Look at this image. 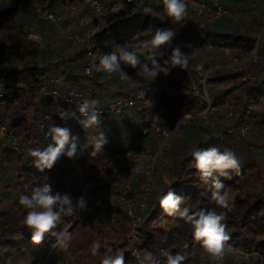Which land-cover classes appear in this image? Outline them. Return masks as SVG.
I'll list each match as a JSON object with an SVG mask.
<instances>
[{
  "label": "trees",
  "instance_id": "1",
  "mask_svg": "<svg viewBox=\"0 0 264 264\" xmlns=\"http://www.w3.org/2000/svg\"><path fill=\"white\" fill-rule=\"evenodd\" d=\"M29 1L0 0V122L18 144V150H13L9 144L11 135L0 139V264H101L105 249L102 247L93 256L89 246L101 242L104 228L111 233L105 242L124 254L125 264H136L133 250H147L158 256L162 249L182 252L188 257L184 264H197L199 251L205 250L194 240L191 224L167 216L159 205L158 196L167 192L169 184L171 191L184 197L182 207H187L190 214L201 209L226 211V231L231 236L228 249L246 254L248 259L252 257L255 264H264V32H260L264 0H220L231 15L204 22L202 26L198 25L201 18L193 6L199 0L185 1L189 15L179 23L164 13L163 0H99L103 13L95 12L67 30L84 35L92 48L103 54L112 50L113 40L137 43L151 39L157 28L176 30L171 46L192 43L200 48L199 64L204 68H211L214 63L222 65L212 68L206 76V91L214 113H218L215 107L228 103L229 125L202 124L198 114L206 103H199L190 83L191 79L197 81L195 72L188 75L177 67L167 76L159 73L147 82L137 75L139 68L122 64L136 84L146 89L143 98L115 73H85L83 66L88 57L84 45L72 44L49 20L38 19L32 10L24 9ZM75 1L83 0H52L48 9L58 13L59 2ZM142 5L151 10H143ZM64 22L61 19L60 24ZM30 31L40 34V40L28 38ZM171 46H164L155 54L161 66ZM254 48L255 56L250 57ZM135 51L141 63L151 67L152 54L143 48ZM228 52L241 62L230 65ZM209 57L213 58L210 62ZM50 79L56 81L50 83ZM46 82L62 91L88 92V100L98 101V106L115 98L132 99L133 104L101 119L100 128L108 141L101 152L92 156L94 147L88 145L82 151L78 149L75 158L61 156L52 169L41 172L35 168L29 152L51 143L50 137H43L37 126L43 111L41 86ZM196 87L202 91L201 85ZM160 107L162 117L158 120L159 130L151 140L152 152L176 122L178 131L167 137L154 161L152 178L157 182L153 189L146 192L142 189L147 180L144 172L132 173L129 193L145 203L142 209L138 206L132 209L138 217V239L129 240L125 234L131 219L119 201L123 188L119 179L109 173V167L115 165L122 171L132 165L129 159L125 162L115 159L127 157L131 143ZM186 116L189 118L184 119ZM53 121L61 126L64 120L54 112ZM240 125L249 128L247 140L236 139ZM64 127L79 137L81 147L91 142L89 132L98 131H85L72 119L65 121ZM212 147L231 150L241 161L240 175L224 180L234 197L230 210L218 208L212 202L209 187L199 180L194 168L192 150ZM44 183L51 185L53 194H67L72 201L73 214L64 217L72 225L67 249L54 248L55 239L51 236H45L38 245L33 244L30 232L23 225L26 209L19 204V196ZM108 192L111 198L107 197ZM81 200L83 208L78 206ZM87 224L95 230L92 239L86 233ZM77 235H82V239ZM184 244L188 245L187 249Z\"/></svg>",
  "mask_w": 264,
  "mask_h": 264
},
{
  "label": "clouds",
  "instance_id": "2",
  "mask_svg": "<svg viewBox=\"0 0 264 264\" xmlns=\"http://www.w3.org/2000/svg\"><path fill=\"white\" fill-rule=\"evenodd\" d=\"M164 13L175 23L185 20L188 15V8L185 0H163ZM177 35V31L169 28H157L151 35V39L141 40L137 43L111 42L112 50L98 57H93L89 74L92 70L105 73H119L121 79H128V74L122 68V64L133 69L139 68L137 75L143 81L154 80L159 73L167 76L174 68L188 71L191 68L203 65H195L193 61L200 53V48L192 43L183 46L176 44L171 46V42ZM171 46V51L163 61L161 66L156 60V53L162 47ZM143 48L152 54L151 67L146 63H141L140 57L135 49ZM98 61V63H97ZM98 101L85 99L75 111L59 108L57 113L61 120H75L85 131L98 129L89 132L91 142L82 147L78 136H73L67 127L52 125L48 128L46 135L50 137L51 143L44 148H33L29 154L33 157V164L41 172L50 170L58 162L61 156L66 155L69 159L76 157L79 150H83L88 145L94 147L92 156L102 151L103 146L108 142L104 131L100 128V111L96 108ZM191 156L194 160L199 180L207 185L211 191L212 202L221 209L230 210L231 201L234 197L230 194V189L226 187L224 180L232 179L233 175H240L241 161L231 150L221 151L217 147L201 149L194 148ZM168 185L166 193L162 192L158 196L159 205L169 217H176L191 224L193 238L209 254L213 261L223 260L227 242L231 236L227 233L226 211L201 209L191 213L187 207H182L184 197L175 194ZM19 204L26 209L23 218L24 227L31 234V242L40 244L45 236L55 239L53 247L56 249H67L70 246L72 233L69 231L71 222H66L64 217L73 214L72 201L67 194H53L52 187L48 183L32 187L30 193H23L19 196ZM78 206L83 208V201L78 202ZM63 224V227L60 225ZM59 229V230H58ZM104 248L101 264H125L124 254L119 249H114L107 242L101 244L99 241L93 242L89 246V252L96 256L100 249ZM187 249L188 245L183 246ZM132 255L136 264H184L188 257L182 252H170L162 249L156 254L144 250H133Z\"/></svg>",
  "mask_w": 264,
  "mask_h": 264
},
{
  "label": "built area",
  "instance_id": "3",
  "mask_svg": "<svg viewBox=\"0 0 264 264\" xmlns=\"http://www.w3.org/2000/svg\"><path fill=\"white\" fill-rule=\"evenodd\" d=\"M51 1L52 0H30L27 4L23 6V8L32 10L35 17L38 19L49 20L55 26L57 32L63 35L72 44H83L85 53L88 57L87 63L83 66V71L85 73H89L87 70L90 68L93 57H98L100 55H103V53L99 52L97 49H93L91 46V43L85 37L73 34L63 29V27H61V24H60L62 17L58 13L48 9V6ZM80 4L85 6L86 12L88 13H92V12L103 13V7L101 3L99 2V0H83L81 3L79 1L71 2V3H66V2L59 3V5H61L63 8H69V9H75ZM113 8L114 6L111 7V9ZM142 9L145 11L151 10L150 7L145 6V5H142ZM195 14L201 18L198 25L202 26L204 22L213 21L224 15L230 16L231 12L227 8L221 5L220 0H199ZM67 22L69 25H71L73 23V20L67 21ZM260 32H264V21H263V25H262ZM27 37L33 40H36V41L40 40V35L33 33V32L27 33ZM208 48L211 49L212 46L208 45ZM252 55L255 56V53H252L250 57ZM122 68L128 74L129 76L128 79H121L119 76V73H115V74L118 75L119 78L122 80V82L130 90L135 92L138 97L143 98L146 93V89L139 87L136 84V82L132 79V76L128 72V70L125 67H122ZM91 72H96V71L92 70ZM185 72L188 75L192 74L190 70L185 71ZM107 74H110V73H107ZM205 78H206V74H203L201 77H199V79H197L196 82H194L193 79L190 80L192 88L194 89L195 94L197 95V99H198L197 92L199 90L197 89L196 85H201L203 89H206ZM55 81L56 79L49 80L50 83L55 82ZM49 82L43 83L41 86L43 111L40 114L39 120L37 122L38 130L43 137H48L46 135V132L48 128L54 124V121H53L54 112H57L59 108L70 109L72 111H75L76 108L85 99L89 98L88 92L83 93L77 90L62 91V90H59L57 87L51 85ZM132 104H133L132 99L115 98L113 100L108 101L103 106L96 105V108L100 111L101 119H105L106 116H108L109 114L118 113L122 108L130 106ZM162 111H163V108L160 107L156 115L153 116V118L148 120L147 125L141 130L142 135H145L149 133L150 131L154 132V131L159 130L158 119L162 115ZM64 125H65V121L62 122L61 126L64 127ZM238 129L242 133L245 132V127L241 125L239 126ZM7 135L8 136L11 135V131L7 129L5 124L0 122V139L5 138ZM136 139H135V142L137 141ZM9 144L13 150H18V144L14 136L11 137ZM142 158L144 159H139V158L135 159L136 162L130 167V169L127 170L126 172L127 177L123 183L122 193L119 196V201L126 206L127 215L131 219L130 229L126 233V237L131 240L138 239V232L136 230V221L138 217L133 214L132 209L134 206H138L140 209H142L145 201L144 199L134 200L126 193L127 189L129 188L130 180H131V176H128V175L138 170H141L143 168L152 167L155 157L151 159V154L149 153L148 143L145 146V153L143 154ZM147 189L148 188H145L144 191L146 192ZM108 197L111 198L112 195L110 194ZM243 255H244L243 258L247 260L248 256L246 254H243Z\"/></svg>",
  "mask_w": 264,
  "mask_h": 264
},
{
  "label": "rangeland",
  "instance_id": "4",
  "mask_svg": "<svg viewBox=\"0 0 264 264\" xmlns=\"http://www.w3.org/2000/svg\"><path fill=\"white\" fill-rule=\"evenodd\" d=\"M198 2L199 1H197L196 3H193V6L195 7L194 9H197ZM59 6L61 8L58 7V9L60 10V12H58V14L65 21L64 25H61V27H63V29H65V30H69V31L71 29L75 28L74 26H76L77 23H81L82 20L90 18L91 16H93L92 14L95 13V12H92V13L86 12L85 6L82 5V4H80L75 9L63 8L61 5H59ZM71 20H73V23L71 25H69L67 21H71ZM30 32L36 33L35 31H30ZM84 32L87 33V28L84 30ZM71 33L84 37V35H81V34H79L76 31H73V32L71 31ZM36 34H38V33H36ZM258 34H260V33H258ZM38 35H40V34H38ZM228 53H229L228 56L231 58V62L229 63L230 65H237V64H239L241 62L237 57H233L230 52H228ZM252 53H255V52L252 51ZM252 56H254V55H252ZM201 59H202V54L199 53V55L196 57V59L193 61V63L195 65L199 66V65H201V64H199ZM212 59H213L212 57H209L207 61L210 62V60H212ZM221 66L222 65L214 63V65L211 68L194 67V68H191L189 70H190L191 73L195 72L198 75L197 79H199V77H201L203 74H206V76H207L210 73L212 68H220ZM201 89H202V91H198L197 92L198 93L199 103H202V102L206 103V106L198 114V117H200L202 119V121H201L202 124L203 123H205V124L221 123V124L229 125L230 122H231L230 121L231 117L229 115V109L230 108H228L229 107V105H227L228 103L222 104L221 107H215V109L218 111V113H214L213 112L214 105L211 103V100H210V98L208 96V93H207L206 89H203L202 86H201ZM226 110H228L227 113H226ZM161 117H162V115L159 117L158 120H160ZM188 118H189V116L184 117V119H188ZM177 125H178V122H176L174 124V126L170 129V133L168 134V136H170L172 133L178 131ZM241 126L245 127V132L242 133L238 129L239 133L237 134V137H236V139L238 141H241L242 139L247 140L248 139V135H249V133H248L249 132V128L246 125H241ZM155 132L156 131H154V132L150 131L149 133H147L145 135L141 134L139 137H137L138 139H136L137 140L136 142L134 140L133 143H131V149H130V152L128 153L127 157H122V158L117 157L115 159V161L116 162H125L126 159H129V161H131L132 165H133L136 162L135 159H137V158L144 159L142 157H143V154L145 153V146H146L147 143L149 145V153L151 154V159L153 157H155V159H156L157 155L160 153L162 145L165 146V140L167 139L168 136H166L165 138L161 139L157 143V145H156V147L154 149V152H152L151 149L153 148V146L151 145V140H153L154 136H156ZM149 135H152L153 137L150 138ZM149 139H150V142H149ZM155 159H154V161H155ZM143 162H144V160H143ZM130 167L128 169H130ZM128 169L121 171L120 168H118L117 166L111 165L109 167V173H112L113 176L117 177L119 179L120 185H122V187H123V183H124V181H125V179L127 177L126 172H127ZM136 172H144L143 173L144 176L147 177V180L143 182L144 184L142 185V189L148 188V190H150V189L154 188V186L156 185V182H157L156 179L152 178V175L155 172V170H154V162H153V165H152L151 168H143V169L138 170ZM163 175L164 174H162V179L164 180L165 177ZM128 176L132 177V173L130 175H128ZM91 186H94V185H91ZM130 187L131 186L129 185V188L127 189L126 193L131 198L134 199V197L131 196L130 193H129L130 190H131ZM110 194H111V192H108L107 197ZM134 200H139V199L135 198ZM125 208H126V206H125ZM87 211H88V213L90 215V210H87ZM86 222H87V219H86ZM86 227H87L86 233L89 236V238L92 239L93 236H94V231L95 230L93 228H90V225H88V224L86 225ZM79 232H82V230H79ZM103 233H105V235H103V237L101 239V243L102 244L105 242V240L108 238V236L111 235V233L109 232L108 228H104ZM77 236L79 237V240L82 239V235H81V237H80V235H77ZM125 236H126V234H125ZM129 240H131V239H129ZM243 256L244 255L242 253L232 252V251H230L227 248L223 260L220 261V262H216V261H213L210 258L209 254L206 251H201V252L199 251V258H198V263L197 264H243L242 261H246L247 262V263H244V264H255L252 257H250L249 259L246 260V259L243 258Z\"/></svg>",
  "mask_w": 264,
  "mask_h": 264
},
{
  "label": "water",
  "instance_id": "5",
  "mask_svg": "<svg viewBox=\"0 0 264 264\" xmlns=\"http://www.w3.org/2000/svg\"><path fill=\"white\" fill-rule=\"evenodd\" d=\"M259 35V34H258ZM253 52H255V48L253 49Z\"/></svg>",
  "mask_w": 264,
  "mask_h": 264
}]
</instances>
